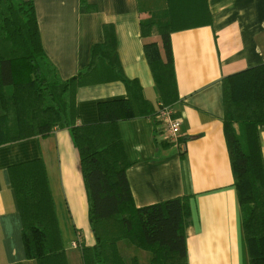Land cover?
<instances>
[{
  "label": "trees",
  "instance_id": "trees-1",
  "mask_svg": "<svg viewBox=\"0 0 264 264\" xmlns=\"http://www.w3.org/2000/svg\"><path fill=\"white\" fill-rule=\"evenodd\" d=\"M144 51L163 106L178 99L171 34L212 21L207 0H137ZM82 9L92 11L88 0ZM154 30L158 40H154ZM90 51L89 65L64 80L48 59L34 0H0V146L56 129L70 130L80 155L89 221L96 241L80 244L83 264H189L187 230L190 197L137 207L127 176L130 167L119 122L158 111L141 85L128 79L118 55L114 29ZM123 81L128 98L99 104L100 122L79 125L78 91ZM224 133L237 193L241 230L250 264H264V64L223 80ZM172 144V143H171ZM11 177L23 221L28 259L37 264H69L43 161L14 166Z\"/></svg>",
  "mask_w": 264,
  "mask_h": 264
},
{
  "label": "crops",
  "instance_id": "crops-1",
  "mask_svg": "<svg viewBox=\"0 0 264 264\" xmlns=\"http://www.w3.org/2000/svg\"><path fill=\"white\" fill-rule=\"evenodd\" d=\"M212 21L171 34L182 121L183 148L171 144L162 123L140 116L119 122L130 167L127 176L137 207L190 197L189 264H250L241 230L230 154L224 133V78L264 64V0H207ZM34 0L44 51L64 80L90 63L104 29L116 34L124 75L137 81L155 110L160 107L144 51L137 0ZM154 40L158 33L154 30ZM128 98L123 81L83 87L77 95L78 124L100 122L99 104ZM264 157V126L261 127ZM43 161L69 264H83L78 242L96 244L80 155L68 129L0 146V264H37L27 257L23 221L14 188V166ZM65 231V234H64ZM67 237L73 236L72 246ZM77 252V253H76Z\"/></svg>",
  "mask_w": 264,
  "mask_h": 264
},
{
  "label": "built area",
  "instance_id": "built-area-1",
  "mask_svg": "<svg viewBox=\"0 0 264 264\" xmlns=\"http://www.w3.org/2000/svg\"><path fill=\"white\" fill-rule=\"evenodd\" d=\"M158 110V117L164 127L167 140L170 143L183 148V145L180 140L182 121L180 118L175 116L173 106H163L162 104H160ZM73 247L76 249L79 248L80 243L74 242Z\"/></svg>",
  "mask_w": 264,
  "mask_h": 264
},
{
  "label": "rangeland",
  "instance_id": "rangeland-1",
  "mask_svg": "<svg viewBox=\"0 0 264 264\" xmlns=\"http://www.w3.org/2000/svg\"><path fill=\"white\" fill-rule=\"evenodd\" d=\"M64 234H65V231H64ZM72 238H73V236H70V237H67V235H66V239H67V246L69 247V248H71V246H72ZM77 253V252H76Z\"/></svg>",
  "mask_w": 264,
  "mask_h": 264
}]
</instances>
